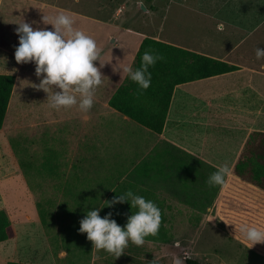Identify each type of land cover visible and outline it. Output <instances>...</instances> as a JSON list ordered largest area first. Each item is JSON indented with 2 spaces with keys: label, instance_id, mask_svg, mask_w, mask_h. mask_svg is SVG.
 <instances>
[{
  "label": "rangeland",
  "instance_id": "1",
  "mask_svg": "<svg viewBox=\"0 0 264 264\" xmlns=\"http://www.w3.org/2000/svg\"><path fill=\"white\" fill-rule=\"evenodd\" d=\"M36 1L48 6L23 1L0 4V72L15 75L0 131V208L7 210L17 232V239L0 242V264L9 260L37 264H185L183 256L213 264H264V255L240 247L223 232L216 234L206 225L197 231L189 229L185 236L188 250L155 252L148 239V220L107 218L104 216L115 213L99 212L103 206H114L111 197L100 204L105 198L100 188L80 186L72 202L58 203L50 201L49 181L34 200H26L18 169L31 168L26 177L34 184L33 167L52 158L64 161V145L60 146L56 137H67L70 132L67 116L73 99L54 100L55 95L66 92L64 86L60 89L63 92L51 90L54 77L67 84L74 74L75 83L81 84L87 75L89 82L94 70L109 67L112 58L132 70L133 61H126L130 55L134 57L135 42L142 34L161 38L172 35L215 53V42L219 50L226 39L264 35V0ZM215 18L227 26L218 29ZM116 84L112 82L111 87ZM96 92L105 95V91ZM116 114L109 117V112L103 113L108 123L123 125L121 115ZM124 122L142 128L134 121ZM97 123L98 119H93L92 131L99 129ZM53 143H58L55 154L50 149ZM251 144L254 149L255 140ZM66 151L68 162L78 161L74 149L66 147ZM106 180L110 185L111 178ZM31 212L34 218L29 220ZM105 249L109 253H103Z\"/></svg>",
  "mask_w": 264,
  "mask_h": 264
},
{
  "label": "crops",
  "instance_id": "2",
  "mask_svg": "<svg viewBox=\"0 0 264 264\" xmlns=\"http://www.w3.org/2000/svg\"><path fill=\"white\" fill-rule=\"evenodd\" d=\"M21 1L48 6L36 0H0V4ZM215 23L218 29L227 26L217 18ZM145 36L149 35H139L134 55ZM149 37L237 68L175 85L160 133L137 122L143 130L132 128L124 122L130 120L127 116L108 105L110 96L132 71L126 69L128 64L112 58L109 67L95 69L89 82L84 75L81 84L75 83L74 74L67 84L54 77L51 90L66 91L55 95L54 100L73 99L69 103L73 109L67 116L70 132L67 137H56L60 146L64 145V161L52 158L33 167L34 184H29L26 177L31 168H18L23 198L34 200L49 181L50 201L58 203L72 202L80 186L100 188L106 198L100 204L111 197L114 206H103L99 212L115 213L104 216L107 218L148 220V239L155 252L188 250L185 236L189 229L197 231L206 225L216 234L223 232L240 247L264 255V190L232 172L250 133L264 132V35L226 39L219 50L215 42V53L172 35ZM133 60L130 55L126 62ZM112 82L117 83L114 88ZM61 86L65 90H60ZM96 91H105V95L101 97ZM106 112L109 117L120 114L123 125L108 123L103 115ZM52 117L55 121L56 117ZM93 119H98L99 129L95 131L91 130ZM66 147L77 152V162H68ZM57 148L58 143H53L51 153L55 154ZM109 177L111 183L107 185ZM103 253L109 251L105 249Z\"/></svg>",
  "mask_w": 264,
  "mask_h": 264
},
{
  "label": "trees",
  "instance_id": "3",
  "mask_svg": "<svg viewBox=\"0 0 264 264\" xmlns=\"http://www.w3.org/2000/svg\"><path fill=\"white\" fill-rule=\"evenodd\" d=\"M237 66L192 50L145 36L134 55L132 71L116 88L108 105L130 120L160 133L175 85L236 69ZM15 82L12 73H0V128ZM256 145L252 148L253 141ZM50 162V160H47ZM232 172L264 190V132L252 131ZM40 219L41 213L38 210ZM5 208H0V242L15 236ZM185 264H213L184 257ZM7 264H37L9 260Z\"/></svg>",
  "mask_w": 264,
  "mask_h": 264
},
{
  "label": "water",
  "instance_id": "4",
  "mask_svg": "<svg viewBox=\"0 0 264 264\" xmlns=\"http://www.w3.org/2000/svg\"><path fill=\"white\" fill-rule=\"evenodd\" d=\"M140 6H141L143 9H145V7H144L142 4H141Z\"/></svg>",
  "mask_w": 264,
  "mask_h": 264
}]
</instances>
